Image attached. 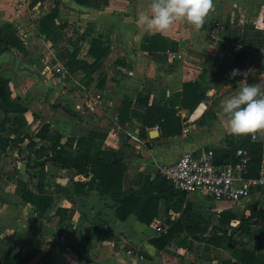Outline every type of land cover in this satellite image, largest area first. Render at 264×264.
<instances>
[{"label":"crops","instance_id":"crops-1","mask_svg":"<svg viewBox=\"0 0 264 264\" xmlns=\"http://www.w3.org/2000/svg\"><path fill=\"white\" fill-rule=\"evenodd\" d=\"M22 2L17 11V0H0V76L10 80L12 96L27 107L25 132L35 134L48 122L50 135L60 132L62 142L91 131L106 133L103 148L121 152L117 159L127 165L124 190L154 180L163 165L185 151L226 149L233 134L221 112L223 98L233 94L242 79L264 81V0H214L199 28L178 20L164 32L148 30L137 20L138 12L148 11L149 0ZM55 9L58 13L47 36L40 22ZM94 38L108 47L96 65L90 52ZM6 41L11 43L8 47ZM170 49L183 57L171 58ZM48 66L62 67L67 76L47 71ZM233 69L241 74L231 77ZM188 83L197 86L185 102ZM197 95L202 99L192 109ZM149 105L175 107L182 130L163 136L158 125H144ZM3 115L0 111V121ZM154 130L159 135H152ZM27 143L28 139L13 142L6 151L0 150V264H11L14 258L12 264H220L221 259L232 258L231 249L194 240L185 222L165 248L151 243L165 234L156 230L158 225L167 233L182 220L187 202L206 215L199 206L204 197L195 194H186L181 206L176 196L170 208L161 198L151 224L142 222L137 210L121 219L116 212L119 204L111 196L96 190L76 194L74 179L81 178L75 176L76 170L48 163L44 192L54 201L46 213L35 211L16 191L20 181L38 190L39 168H27L20 157L19 149ZM214 203L219 211L216 220L204 216L211 221L209 234L226 230L219 222L225 209L235 217L241 206L249 211L246 217L252 206L264 209V188L237 205ZM240 220L236 217L228 229ZM261 220H252L255 229L264 226ZM95 227L110 231L113 238L100 232L91 236ZM257 239L263 241L260 249L250 245L254 238L249 246L264 255V234Z\"/></svg>","mask_w":264,"mask_h":264},{"label":"trees","instance_id":"trees-1","mask_svg":"<svg viewBox=\"0 0 264 264\" xmlns=\"http://www.w3.org/2000/svg\"><path fill=\"white\" fill-rule=\"evenodd\" d=\"M76 1L81 4L92 2V0ZM57 13V9L53 10L40 22L41 31L47 36L52 33ZM13 39L14 37L10 40ZM2 44L0 42V47ZM4 44L8 47L11 43L6 41ZM145 47H148L149 50L152 49L149 46ZM107 50L108 47L103 45L100 38L92 39L90 52L96 57L94 65L106 54ZM196 86V83L185 85L183 93L185 102L188 93ZM12 93L10 80L0 76V111L4 114L0 121V150L6 151L13 142L23 144L28 139V143L21 146L19 152L20 157L26 160L27 168H39L38 190L32 191L25 182L20 181L16 191L35 211L46 213L54 201L50 194L44 192L45 172L48 163L76 170L75 176L81 177L77 180L74 179L76 194H85L90 190H96L101 195L111 196L119 204L116 212L121 219H126L133 210H137L139 219L151 224L157 215V206L161 198L166 199L168 208L171 206V200L176 196H180L178 206L183 204L186 193L176 190L160 173L154 180L148 178L139 189L124 190L123 179L127 165L123 160L117 159L122 155L121 152L103 148L107 136L104 132L91 131L86 136L69 137L65 142H62V134L55 132L51 136V126L48 122H44L35 134L26 133L27 118L25 113L27 107L20 97L14 98ZM201 99L202 96L197 95L191 108H195ZM125 108L126 106L123 110ZM143 124L158 125L163 136L177 134L183 127L178 110L166 105H149L143 116ZM257 131L247 135H233L226 149L216 151L218 161L236 163L241 158L237 155L238 149L245 148L248 150L249 156V160L246 162L245 176L247 178L257 177L262 159L261 144L252 140ZM178 206L177 208H179ZM220 214L219 222L226 227V230L222 233L209 234L211 221L194 211L193 204L187 202L182 213V220L175 222L172 228L167 230V233L152 238L151 243L159 249L165 248L175 236L178 225L185 222L188 224V231L194 240L232 250V258L221 259L220 264H264V255L257 253L249 246V240L259 234H264V226L255 229L252 224V220L255 218L264 219V209L252 206L251 214L247 217L242 216L240 223L232 233L229 232L227 226L236 218L233 211L225 209ZM93 231L91 236L95 232H100L106 238H113V233L108 230L95 227ZM237 233L240 235L239 239L235 238ZM244 237L247 240H244ZM14 259L11 264L14 263Z\"/></svg>","mask_w":264,"mask_h":264},{"label":"built area","instance_id":"built-area-1","mask_svg":"<svg viewBox=\"0 0 264 264\" xmlns=\"http://www.w3.org/2000/svg\"><path fill=\"white\" fill-rule=\"evenodd\" d=\"M22 7V0H17L16 10L20 11ZM217 24L222 27L220 23ZM168 52L173 59L183 57L180 52L171 49ZM47 71L58 72L62 77L67 76V71L60 66H48ZM252 140L260 143L262 147V159L257 177L245 176L246 162L249 160L248 150L245 148L238 149L237 155L241 158L236 163L218 161L214 148L185 151L175 162L163 165L160 174L178 191L188 195L210 197L225 205H237L252 193L264 188V129H258ZM156 230L166 233V229L161 225H158ZM129 253L134 252L130 250Z\"/></svg>","mask_w":264,"mask_h":264},{"label":"clouds","instance_id":"clouds-1","mask_svg":"<svg viewBox=\"0 0 264 264\" xmlns=\"http://www.w3.org/2000/svg\"><path fill=\"white\" fill-rule=\"evenodd\" d=\"M213 7L214 0H149L148 11L138 12L137 20L146 29L159 32L168 30L178 20L199 28ZM240 74V69H233L230 76ZM221 112L233 135H247L264 129V81H239L236 91L223 98Z\"/></svg>","mask_w":264,"mask_h":264},{"label":"rangeland","instance_id":"rangeland-1","mask_svg":"<svg viewBox=\"0 0 264 264\" xmlns=\"http://www.w3.org/2000/svg\"><path fill=\"white\" fill-rule=\"evenodd\" d=\"M14 160H16V158H13V164H14ZM201 197V196H200ZM199 206H202L204 212L206 215L204 216H210V218H212L213 220L217 218V214L219 213V211L217 210V205L214 203V200L210 197H204V199L199 203ZM244 214H249V211L245 208V206H241L237 212H236V217L238 219H241L242 216ZM235 224L230 225L231 228H229V232L232 233L234 231V229L236 228V224L237 222H234ZM236 237V235H235ZM239 238V236H238ZM263 242V241H262ZM258 241L257 237H254V240L251 242V246L256 247L258 249H260L263 246V243ZM224 250L228 251L226 249V247H222Z\"/></svg>","mask_w":264,"mask_h":264},{"label":"water","instance_id":"water-1","mask_svg":"<svg viewBox=\"0 0 264 264\" xmlns=\"http://www.w3.org/2000/svg\"><path fill=\"white\" fill-rule=\"evenodd\" d=\"M159 135V131L158 130H154L153 132H152V135ZM261 224H264V221H259ZM254 223H256L255 221H254Z\"/></svg>","mask_w":264,"mask_h":264},{"label":"bare ground","instance_id":"bare-ground-1","mask_svg":"<svg viewBox=\"0 0 264 264\" xmlns=\"http://www.w3.org/2000/svg\"><path fill=\"white\" fill-rule=\"evenodd\" d=\"M200 110H201V108L199 110H197L196 114H199Z\"/></svg>","mask_w":264,"mask_h":264}]
</instances>
